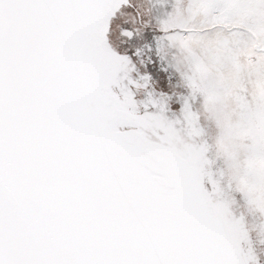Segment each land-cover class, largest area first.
<instances>
[{
    "label": "snow or ice",
    "instance_id": "obj_1",
    "mask_svg": "<svg viewBox=\"0 0 264 264\" xmlns=\"http://www.w3.org/2000/svg\"><path fill=\"white\" fill-rule=\"evenodd\" d=\"M0 264H264V0H0Z\"/></svg>",
    "mask_w": 264,
    "mask_h": 264
}]
</instances>
